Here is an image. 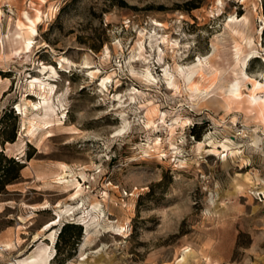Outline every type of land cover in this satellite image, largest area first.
Instances as JSON below:
<instances>
[{"label": "rangeland", "instance_id": "374dc122", "mask_svg": "<svg viewBox=\"0 0 264 264\" xmlns=\"http://www.w3.org/2000/svg\"><path fill=\"white\" fill-rule=\"evenodd\" d=\"M263 31L264 0H0V264L54 230L50 264H264Z\"/></svg>", "mask_w": 264, "mask_h": 264}, {"label": "bare ground", "instance_id": "6f19581e", "mask_svg": "<svg viewBox=\"0 0 264 264\" xmlns=\"http://www.w3.org/2000/svg\"><path fill=\"white\" fill-rule=\"evenodd\" d=\"M201 65V64H200ZM195 69V68H194ZM196 70V69H195ZM198 71V69L196 70ZM194 73V72H193ZM45 89V87H44ZM264 89V86L259 85V87L257 86V84H255V90L254 93L251 97V101H249L250 104H254L255 106L259 107L260 105L262 106L263 102H257L255 99L252 100V98H255V96L258 95L259 91H262ZM43 90V89H42ZM51 91L53 92V90L51 89ZM45 92V91H44ZM198 92V90H197ZM199 97L201 96L200 91L198 92ZM242 96L241 93L234 91L233 97L234 98H240ZM257 98V97H256ZM39 106V105H38ZM260 106V107H261ZM258 109V108H257ZM44 127H46L45 129L51 128L52 126H49L48 123H45L43 125ZM126 130V129H125ZM200 146H203L202 143H199ZM214 152H218V150H214ZM59 180H62V182H60V184H65V183H69V181L63 182L65 180L64 177L60 178ZM85 181V180H84ZM79 189L75 194L71 195V201L75 202L77 200L80 199L81 197V191H82V183L81 180L78 181L77 183V188ZM80 203H82V205L80 206ZM79 205V206H78ZM73 206V205H72ZM34 208V207H33ZM41 210H48L50 209V205H44V206H40L39 207ZM57 208H60L59 213L66 216L68 213H70V210L64 209L60 206V204L57 206ZM83 208V202L78 201L76 203V205L74 207L71 208V210H74L71 214L74 215L75 212H78L77 214H81L82 212H79L81 209ZM99 209V204L94 206L93 210L91 211H84V221L86 223V225L88 224V228L91 229V221L94 220L95 223H98V220H100V216L97 215V211ZM82 211V210H81ZM86 214V215H85ZM90 223V224H89ZM93 223V224H95ZM55 226H58L57 223H54ZM93 226V225H92ZM97 226H100V224H98ZM88 229V231H90ZM53 230V229H52ZM52 230L50 232H52ZM90 234V233H89ZM56 236H57V230H54L49 236L42 238L43 241L35 246V250L32 252V254L30 256H28L27 258L24 259H20L18 262V264H50L51 261L54 259V255L51 253V247L50 244L52 242V244H55L56 241ZM46 241H50L49 243H45ZM10 246V245H8ZM8 249H10V247H8Z\"/></svg>", "mask_w": 264, "mask_h": 264}, {"label": "trees", "instance_id": "16d2710c", "mask_svg": "<svg viewBox=\"0 0 264 264\" xmlns=\"http://www.w3.org/2000/svg\"><path fill=\"white\" fill-rule=\"evenodd\" d=\"M262 36L264 37V31L262 32ZM2 160L4 159L0 155V193L6 185L12 184L15 180L18 179V173L21 169V166L18 164V162H15L12 159L7 160L9 168L1 167Z\"/></svg>", "mask_w": 264, "mask_h": 264}, {"label": "built area", "instance_id": "2783aa9c", "mask_svg": "<svg viewBox=\"0 0 264 264\" xmlns=\"http://www.w3.org/2000/svg\"><path fill=\"white\" fill-rule=\"evenodd\" d=\"M4 250L2 249V247H0V252H3ZM54 258V257H53Z\"/></svg>", "mask_w": 264, "mask_h": 264}, {"label": "crops", "instance_id": "0c3cea01", "mask_svg": "<svg viewBox=\"0 0 264 264\" xmlns=\"http://www.w3.org/2000/svg\"><path fill=\"white\" fill-rule=\"evenodd\" d=\"M40 232H41V231H40ZM40 232H39V233H40ZM41 239H42V237H41Z\"/></svg>", "mask_w": 264, "mask_h": 264}]
</instances>
